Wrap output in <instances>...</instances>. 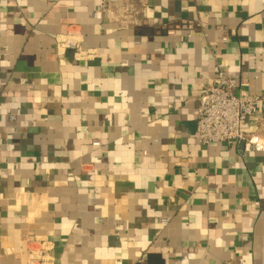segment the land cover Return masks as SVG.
Segmentation results:
<instances>
[{"label":"crops","instance_id":"crops-1","mask_svg":"<svg viewBox=\"0 0 264 264\" xmlns=\"http://www.w3.org/2000/svg\"><path fill=\"white\" fill-rule=\"evenodd\" d=\"M218 63L264 97V0H0V264H264V154L197 135Z\"/></svg>","mask_w":264,"mask_h":264},{"label":"built area","instance_id":"built-area-1","mask_svg":"<svg viewBox=\"0 0 264 264\" xmlns=\"http://www.w3.org/2000/svg\"><path fill=\"white\" fill-rule=\"evenodd\" d=\"M220 32L221 42L227 43V31L220 28ZM217 69V75L208 82L198 99L197 135L201 145L209 147L214 143L231 145L245 142L247 152L263 155L264 142L247 136L243 126L250 117L258 114L264 97L236 93L240 86L228 76L223 63H218ZM32 243L35 247L29 249V264H54V259L49 256L48 241L32 239Z\"/></svg>","mask_w":264,"mask_h":264},{"label":"water","instance_id":"water-1","mask_svg":"<svg viewBox=\"0 0 264 264\" xmlns=\"http://www.w3.org/2000/svg\"><path fill=\"white\" fill-rule=\"evenodd\" d=\"M241 145L244 147L246 145V143L245 142H241Z\"/></svg>","mask_w":264,"mask_h":264},{"label":"rangeland","instance_id":"rangeland-1","mask_svg":"<svg viewBox=\"0 0 264 264\" xmlns=\"http://www.w3.org/2000/svg\"><path fill=\"white\" fill-rule=\"evenodd\" d=\"M119 1H123V0H119Z\"/></svg>","mask_w":264,"mask_h":264}]
</instances>
